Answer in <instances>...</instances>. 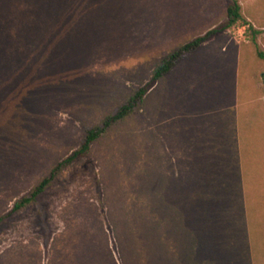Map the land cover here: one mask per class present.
Here are the masks:
<instances>
[{"label":"rangeland","instance_id":"374dc122","mask_svg":"<svg viewBox=\"0 0 264 264\" xmlns=\"http://www.w3.org/2000/svg\"><path fill=\"white\" fill-rule=\"evenodd\" d=\"M229 1L92 0L91 24L61 54L67 70L43 67L18 83L17 93L0 91L2 215L80 147L88 126L151 85L162 58L218 29L152 84L139 109L72 160L35 204L3 220L0 264H122L127 220L145 217V196L165 205L191 193L184 183L202 172L199 163L215 156L220 172L222 143L238 136L249 152L237 163L243 179L230 180L231 168L222 172L228 178L222 188L230 182L229 192L238 197L227 201V216L239 221L241 205L253 217L249 242L252 234L264 236V60L247 25L222 30ZM237 1L259 31L257 47L264 53V0ZM29 6V0H0V21L15 43V28L34 18ZM7 40L4 58L12 48ZM245 122L250 132L239 133ZM254 246L264 250V240Z\"/></svg>","mask_w":264,"mask_h":264},{"label":"trees","instance_id":"16d2710c","mask_svg":"<svg viewBox=\"0 0 264 264\" xmlns=\"http://www.w3.org/2000/svg\"><path fill=\"white\" fill-rule=\"evenodd\" d=\"M91 1L29 0L28 12L33 11L34 18L30 21H21L25 23L24 28L23 25L15 28V34H19V43L13 41V33L5 34L6 27L0 21V91L12 88L9 90L17 93L18 83L29 75H37L43 67L67 70L68 67L61 63L65 59L61 54L65 53L64 48L69 50L78 32L91 24L87 11L91 7ZM238 22L248 26L257 56L264 60V53L258 49L256 42L259 31L252 29L243 18L239 2L230 0L226 8V24L222 30ZM216 32L218 29H213L180 45L162 58L152 72L151 85L137 88L98 124L88 126L80 147L71 156L56 163L28 195L14 202L7 214L0 215V225L8 215L35 204L37 198L54 183L72 160L81 154H87L97 140L139 109L152 84L169 75ZM7 39L12 48L10 55L4 58L3 48L8 44ZM27 40H31L32 43L27 45ZM58 46L63 47L62 51L57 52ZM7 71L11 73L5 75ZM10 76L14 78L13 81ZM238 128L239 133L250 132L247 122ZM244 128L248 130L245 131ZM244 140L238 136L228 138L222 143L223 157L218 160L222 163L220 172L215 170L217 162L215 156L208 163L201 161L199 165L204 166L201 168L203 173L199 171L195 181L187 180L188 183H184L188 184L191 193L183 192L175 201L164 202L167 203L165 205L159 202L155 204L152 199L149 200L145 196L146 204L142 208L145 217L138 213L139 216L136 214L133 216L134 219L127 220L128 238L126 247L122 250V264H264V250H258L254 246L263 242L264 236L252 234L256 236L255 240L251 237L252 246L246 229L248 219L252 225V215L248 218L245 208L239 205V216L236 218L239 221L230 220L227 216L230 209H226V203L234 202L238 197L229 192L232 189L229 181L230 186L228 184L225 188L221 186L228 180L222 177V172L224 170L227 172V168H231L229 169L231 171L227 172L230 173L228 176L230 180L243 179V173H240L237 163L241 154L249 152L248 146L242 142ZM235 148L238 150L237 153H231V149ZM253 227L257 228L258 225L255 224Z\"/></svg>","mask_w":264,"mask_h":264}]
</instances>
